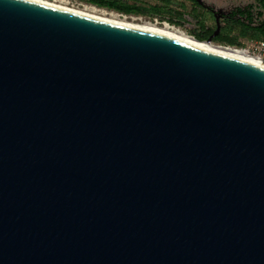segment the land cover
<instances>
[{"label": "water", "instance_id": "obj_1", "mask_svg": "<svg viewBox=\"0 0 264 264\" xmlns=\"http://www.w3.org/2000/svg\"><path fill=\"white\" fill-rule=\"evenodd\" d=\"M0 264H264V66L0 0Z\"/></svg>", "mask_w": 264, "mask_h": 264}, {"label": "trees", "instance_id": "obj_2", "mask_svg": "<svg viewBox=\"0 0 264 264\" xmlns=\"http://www.w3.org/2000/svg\"><path fill=\"white\" fill-rule=\"evenodd\" d=\"M101 7L114 9L125 14H144L152 17H160L176 24H185L186 13L173 7V0H159L158 3H148L145 0H86ZM197 1V0H196ZM195 24L189 33L199 41L208 39L216 32L217 25L208 24L196 12L192 13ZM235 16L221 24L213 41L223 44L241 46L240 37H248L256 40L264 39V0H253L243 6L237 7ZM236 28L239 31L236 32Z\"/></svg>", "mask_w": 264, "mask_h": 264}, {"label": "bare ground", "instance_id": "obj_3", "mask_svg": "<svg viewBox=\"0 0 264 264\" xmlns=\"http://www.w3.org/2000/svg\"><path fill=\"white\" fill-rule=\"evenodd\" d=\"M41 3H45L48 5H52L58 8L67 9L69 11H73L76 13H80L86 16H90L96 19L126 25L133 28L138 29H144V30H150L155 31L159 33H163L166 35H170L174 38H177L197 49H201L204 51L217 53L221 55L231 56L239 59H243L249 62L256 63L258 65L264 66V60L260 56L252 55L250 52H248L245 48H237L232 46H225V45H216L212 42L208 41H199L196 40L191 35L187 34L184 30L181 28H177L173 25H170L167 22H164L162 25H160L157 22L152 21H142V22H136L134 20H131L129 16L127 15H121L116 12H110L105 9H100L93 5H84L82 9H76L74 7H71L67 5V3L64 0H34Z\"/></svg>", "mask_w": 264, "mask_h": 264}, {"label": "rangeland", "instance_id": "obj_4", "mask_svg": "<svg viewBox=\"0 0 264 264\" xmlns=\"http://www.w3.org/2000/svg\"><path fill=\"white\" fill-rule=\"evenodd\" d=\"M51 1H53V0H51ZM64 1L67 3V5L74 7L76 9H82L84 7V5H86V4L93 5V6L100 8V9H105V10L110 11V12H116V13H119L121 15H127L130 17L131 20H134L136 22H142L143 20L144 21L148 20V21H152V22H157L160 25H162L164 22H167L170 25H173L177 28H181L182 30H184L189 35H191L189 33V30L192 27H194V24H195L194 18L191 16L192 13L196 12L201 18H203L210 25L216 24L214 17L206 9H203V7H199L197 4L193 3L192 0H173V3L171 4L173 7L179 9L180 11H184L186 13V19L187 20H186L185 24H183V23L176 24V23H172V22L168 21L167 19H162L160 17H152V16H148V15H144V14H137V13L125 14V13L116 11L114 9H109L106 7H101L97 4H92L86 0H64ZM145 1L148 3H158L159 2V0H145ZM251 1H253V0H206V2H208V4L211 3V4L215 5L216 7H221L224 10H228L229 7H233L234 5H245ZM238 31H239V28H236V32H238ZM240 40L242 41L241 46L223 44V43H220L217 41H212V42L216 45L220 44V45L232 46V47H237V48H245L252 55H259L260 54L258 49L256 47H254L253 45H251V41L253 40L252 38L241 36ZM260 56L264 60V51L261 52Z\"/></svg>", "mask_w": 264, "mask_h": 264}, {"label": "flooded vegetation", "instance_id": "obj_5", "mask_svg": "<svg viewBox=\"0 0 264 264\" xmlns=\"http://www.w3.org/2000/svg\"><path fill=\"white\" fill-rule=\"evenodd\" d=\"M192 2L197 4L199 7H203V9H206L214 17L216 25L218 19L221 25L226 20H231L232 18L236 17L235 10L237 9V7L243 6V5H234L233 7H229L228 10H224L221 7H216L211 3L208 4L206 0H201V1L192 0Z\"/></svg>", "mask_w": 264, "mask_h": 264}, {"label": "built area", "instance_id": "obj_6", "mask_svg": "<svg viewBox=\"0 0 264 264\" xmlns=\"http://www.w3.org/2000/svg\"><path fill=\"white\" fill-rule=\"evenodd\" d=\"M251 45H253L254 47H256L258 49V51L260 52V54H261V52L264 51V39H260V40L253 39L251 41ZM260 54L259 55H256V56H260Z\"/></svg>", "mask_w": 264, "mask_h": 264}]
</instances>
